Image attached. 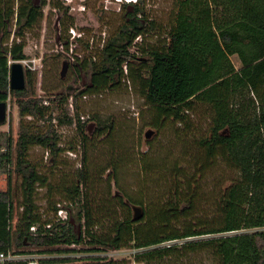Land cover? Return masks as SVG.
Masks as SVG:
<instances>
[{
  "label": "trees",
  "instance_id": "obj_1",
  "mask_svg": "<svg viewBox=\"0 0 264 264\" xmlns=\"http://www.w3.org/2000/svg\"><path fill=\"white\" fill-rule=\"evenodd\" d=\"M17 1L14 7V0H0V26L16 16V33L21 35L41 19L46 0L39 6L31 0ZM131 5L133 10L126 9L124 21L104 40L100 57L84 63L90 70V82L80 93L117 86L126 75L158 116L183 122L187 110L207 105L210 122L207 134L196 143L193 172L177 169L176 162V178L184 182L175 183L167 203L151 213L144 211L139 220L129 214L113 220L100 233L93 227L101 219L93 217L91 199L79 186L86 176L82 168L77 169L76 180L62 187V197L77 207L76 218L83 219L79 231L68 219L56 217L63 207L58 201L50 205L55 219L44 217L38 212L35 193L47 177L37 171L27 152L30 146L39 145L55 157L61 148L52 120L72 124L74 115L68 113L64 92L47 97L57 103V114L52 115L50 104L30 92L28 69L25 87L10 89L9 61L24 58L23 43L9 47L0 43V101L7 102L11 96L21 116L48 121L43 131H30L21 120L16 137L0 130V174L7 177L6 189L0 190V253L69 255L77 251L70 245L83 243L81 251L86 252L133 250L128 258L97 256L94 262L83 264H192L199 253H207L215 264H264V0H174L172 21L161 47L142 46L143 36L155 25L136 2ZM53 7L63 12L68 8L57 1ZM135 61L139 64L134 68ZM76 124L80 132L84 130L78 118ZM96 130L100 133L101 127ZM218 163L238 176L229 178L212 197V214L200 217L199 182L207 167ZM70 260L44 257L37 264ZM3 264H28V259Z\"/></svg>",
  "mask_w": 264,
  "mask_h": 264
},
{
  "label": "rangeland",
  "instance_id": "obj_2",
  "mask_svg": "<svg viewBox=\"0 0 264 264\" xmlns=\"http://www.w3.org/2000/svg\"><path fill=\"white\" fill-rule=\"evenodd\" d=\"M56 1L68 7L66 14L61 11L62 14L59 13L57 17L58 11L53 7ZM133 2L144 10V14L155 25L143 36L142 46L161 47L172 21L174 0H46L41 8V19L21 35L16 33L15 16L9 29L0 28V43L3 47L22 41L24 58L20 62L24 73L26 69L31 73L30 92L43 97L45 103L50 104L52 115L57 114V103L48 101L47 97L60 92L68 95L66 105L68 113L74 115V122L59 124L57 118L52 120L59 133L58 145L61 150L52 157L46 148L33 145L27 152V158L36 165L39 173L47 177L45 185L36 187L38 212L45 214L44 217L55 219L50 205L58 201L63 207L57 210L56 217L68 219L75 231H79V221L83 223V219L76 218L75 204H68L62 197V187L76 180L77 169L82 168L86 176L84 182L79 181V186L83 193L86 191L88 194L87 199H91L92 215L101 219V223L93 229L105 233L113 220L128 214L132 216L133 205L141 206L143 213H151L167 203L175 183L184 182L176 178L175 163L177 169L192 173L194 156L198 152L196 143L207 134L210 122L207 105L197 104L187 110L183 122L158 116L139 94L138 86L126 75L122 76L117 86L80 93L90 82V70L84 63L100 57L99 51L104 40L113 35L124 21L126 9L133 10ZM18 4L19 1L14 0V7ZM136 41H140V38ZM136 47L130 50H137V55H141ZM141 56L147 58L145 54ZM231 60L236 67L239 66L235 55L231 56ZM12 61L10 59L9 62ZM63 61L67 62V68L61 76ZM138 64L139 61H135L132 66L135 68ZM77 118L84 124L81 132L76 124ZM21 120L30 131H43L48 124L45 119L21 116L10 96L7 99L6 118L0 124V130L10 131L16 137ZM97 126L101 127L100 133L96 130ZM148 130L151 134L145 137ZM207 168L199 182L201 201L197 215L200 217L212 214V197L230 182L229 178L238 176L236 171L231 172L219 163ZM6 187L7 177L0 174V190ZM195 216L193 214L188 218ZM70 247L77 251L69 255L53 252L19 254L14 257L28 258V261L31 259L33 262L30 264H37V259L44 257H70L72 260L62 264H83L94 262L93 258L97 256L128 258L133 252L128 248L86 252L81 251L85 248L83 243ZM192 264H215V261L207 253H199Z\"/></svg>",
  "mask_w": 264,
  "mask_h": 264
},
{
  "label": "water",
  "instance_id": "obj_3",
  "mask_svg": "<svg viewBox=\"0 0 264 264\" xmlns=\"http://www.w3.org/2000/svg\"><path fill=\"white\" fill-rule=\"evenodd\" d=\"M67 68V62L63 61L62 67L60 70V75L63 76ZM9 88L10 89H22L25 87V77L24 70L20 60H13L9 62ZM7 102L0 101V124H2L6 118ZM151 131L148 130L145 132V137H149ZM133 220H139L143 217V209L139 205L132 206Z\"/></svg>",
  "mask_w": 264,
  "mask_h": 264
},
{
  "label": "built area",
  "instance_id": "obj_4",
  "mask_svg": "<svg viewBox=\"0 0 264 264\" xmlns=\"http://www.w3.org/2000/svg\"><path fill=\"white\" fill-rule=\"evenodd\" d=\"M34 227H31V230H33ZM261 229H264V227H262ZM19 256V255H18ZM17 259L14 257V254H12L10 251L7 252H1L0 253V264L5 263L6 261L9 260H14ZM28 259V258H27ZM33 261H31V259L28 261V264L32 263Z\"/></svg>",
  "mask_w": 264,
  "mask_h": 264
},
{
  "label": "flooded vegetation",
  "instance_id": "obj_5",
  "mask_svg": "<svg viewBox=\"0 0 264 264\" xmlns=\"http://www.w3.org/2000/svg\"><path fill=\"white\" fill-rule=\"evenodd\" d=\"M31 2H32V4L34 5V6H39L41 3V0H31ZM44 6V5H43ZM43 6H41V8L43 7ZM58 12H57V17L59 16V13L60 14H62L61 13V11H59L57 8H55ZM63 12V11H62ZM64 14H66V10L63 12ZM13 18H11V19H5L6 20V23H5V26H0V28H5V29H9V25H10V22H11V20H12ZM15 21L17 20V18H16V16H15ZM57 21H59V19H57ZM17 24V23H16ZM16 29H17V27H16ZM1 38V37H0ZM71 223V222H70Z\"/></svg>",
  "mask_w": 264,
  "mask_h": 264
}]
</instances>
